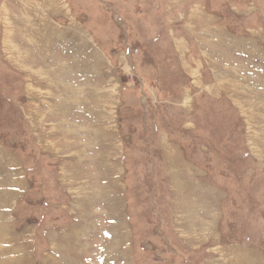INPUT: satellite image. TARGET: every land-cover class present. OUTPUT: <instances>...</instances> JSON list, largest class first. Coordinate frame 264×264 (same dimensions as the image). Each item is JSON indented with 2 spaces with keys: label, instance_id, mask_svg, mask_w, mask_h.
<instances>
[{
  "label": "rangeland",
  "instance_id": "374dc122",
  "mask_svg": "<svg viewBox=\"0 0 264 264\" xmlns=\"http://www.w3.org/2000/svg\"><path fill=\"white\" fill-rule=\"evenodd\" d=\"M60 1L0 0V264L214 260L172 232L180 191L264 249V0ZM44 28L65 73L26 59Z\"/></svg>",
  "mask_w": 264,
  "mask_h": 264
},
{
  "label": "crops",
  "instance_id": "0c3cea01",
  "mask_svg": "<svg viewBox=\"0 0 264 264\" xmlns=\"http://www.w3.org/2000/svg\"><path fill=\"white\" fill-rule=\"evenodd\" d=\"M80 2H81L80 0H62V2L61 1L59 2V6H60L59 8L62 9L64 7L65 9L67 8V10H69L71 7H74L77 10H79V8L82 6ZM96 2H99V0H97ZM79 3L81 6L78 5ZM98 7H100L99 4H98ZM72 15H74V14L72 13ZM74 19L75 18H73V20ZM71 26L73 29V36L70 39H68L69 41L67 40V42L79 43L83 38L85 43H87L89 45L92 44L91 41H94V39H93L92 35L87 33V32H86V34L83 35V31L81 28L82 24L79 25V23L76 20H74V22H72ZM43 31L44 32H43V34H41V36H39L37 34L35 37H33V38H37V39L40 38L41 40H44V41L39 42L40 43L39 46H41V48H43V49H41L42 54L40 55V58H36V56L33 52H31V53L29 52L28 55H30V56H28L26 54V56H27L26 59L29 57V59L32 60V61L30 60L31 66H32L35 64V62H37L36 60H39L42 58V60H43L42 66L39 65L41 67L40 69H41L42 73L44 72L45 74H48L53 69L55 70L54 73H56V74L59 72L65 73L66 70H65L64 61L61 59H59L57 61L54 60L55 56L53 53H54V51L59 52L58 51L59 45L56 46L55 43L53 45L51 44L52 49L50 50V53H47V52H49L47 49V46L49 47V43H51L52 41L48 42L49 37H50L49 30H46L44 28ZM59 34H61L60 31H59ZM81 35H83L82 38H81ZM63 40H66V38L65 39L63 38ZM60 43H61V41H60ZM57 44H59V43H57ZM60 45L62 47H65V45L63 43H61ZM94 46H96V45H94ZM36 47L37 46L33 45L32 50H33V48L37 49ZM57 54L58 53H56V56L60 58L61 56L59 54L58 55ZM52 61H54V62H52ZM50 63H54L55 65L52 66V65H50ZM69 65H71V62L69 63ZM43 92H44V90H40V92H37V93L43 94ZM44 101L52 102V99L44 98ZM87 102H88V105H91V103L89 101H87ZM77 103H79L78 98L75 99V104H73V105L76 106ZM101 104L100 105L96 104L95 106H97V108H100ZM104 105L106 107L111 106L108 104V102H105ZM76 107L81 109L78 104ZM79 111H78L79 116L80 115L82 116L81 111L80 112ZM74 113H76V112L74 111L73 114ZM105 118H106V116H105ZM34 119H32V120L34 121ZM39 119H44V116L42 118L39 117ZM91 119H92V117H91ZM173 151H175L176 154H179V152L176 149V146L173 147ZM108 162H110L112 164V161H107L106 163H108ZM73 163L74 162H72V164ZM108 165H110V164L108 163ZM196 183H197V185L199 184L198 182H196V180H193L191 178V176L185 177L183 175L180 176L179 174H176L171 179L170 185L175 186L176 191L178 193L179 189L177 187L181 186V187L186 188V186L194 185ZM113 186L114 185H112V187ZM210 195L212 196V200L210 199ZM215 202L216 203L219 202L218 198L217 197L214 198L213 195L209 192V190H207L206 193L200 192L199 195L196 194L195 191H193V192H187L186 191V193L180 191V195L176 196V198L173 199V205L171 206V209H172L171 213L174 214V216L176 218V222L175 223L173 222L174 225L172 224V226L174 227L172 232L177 234V236L181 240L184 239L185 240L184 243H186V245H187L186 248L191 250V251L200 250L204 247V245H209L210 240H215V245L213 246V249L211 251L213 253L212 255L214 257L213 256L212 257L214 258V260H211L209 257L206 259L204 264H242V263L243 264H264V249L260 248L256 244V242H252V240H250L248 242H240V241L236 242L235 240H233V243H227V242L222 241L221 234L219 233V222L222 219V213L220 211L219 205L217 204V206H216ZM221 202H222V200L220 201V203ZM179 213H182V214L184 213L185 214L184 218L187 219L182 224H180V222L177 223V217L178 216H176V215H178ZM120 243H122V242H120ZM208 249L210 250V247ZM112 250H111V253H109L108 248H107V254H109L108 257L106 256L108 264L111 263L110 254H112V255L114 254V251H112ZM103 251L104 250L102 249V254H103ZM173 252H175V251H173ZM175 254L177 255L176 252H175ZM121 264H127V262L123 261Z\"/></svg>",
  "mask_w": 264,
  "mask_h": 264
},
{
  "label": "bare ground",
  "instance_id": "6f19581e",
  "mask_svg": "<svg viewBox=\"0 0 264 264\" xmlns=\"http://www.w3.org/2000/svg\"><path fill=\"white\" fill-rule=\"evenodd\" d=\"M53 38H54V37H53ZM33 41H34V40H33ZM42 41H43V40H42ZM52 41H53V40H52ZM62 42H63V41H62ZM37 43H38V42H37ZM33 44H34V43H32V45H33ZM61 66H62V65H61ZM87 68H88V67H87ZM40 71H41V70H40ZM59 74H60V73H59ZM67 87H68L69 89H71V91H73L72 93L74 94V90H72V87H69V86H67ZM66 89H67V88H66ZM73 89H74V88H73ZM77 91H78V90H77ZM37 92H39V91H37ZM69 92H70V91H69ZM72 93H71V94H72ZM75 96H76L75 98H74V96H73V98H74L73 100H75V99L77 98V95H75ZM95 101H96V100H95ZM95 101H94V102H95ZM72 102H73V101H72ZM74 102H75V101H74ZM58 106H59V105H58ZM82 110H83V109H82ZM205 232H206V231H205ZM240 263H241V262H240ZM242 264H243V263H242Z\"/></svg>",
  "mask_w": 264,
  "mask_h": 264
}]
</instances>
